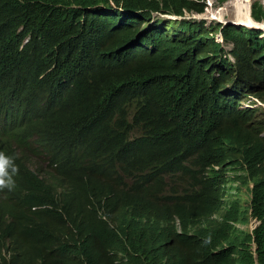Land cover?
I'll return each instance as SVG.
<instances>
[{"label": "trees", "instance_id": "16d2710c", "mask_svg": "<svg viewBox=\"0 0 264 264\" xmlns=\"http://www.w3.org/2000/svg\"><path fill=\"white\" fill-rule=\"evenodd\" d=\"M203 10L192 0H0V150L33 147L32 133L16 126L13 110L23 104L34 107L39 91L44 95L47 88L66 81L84 87L64 94L47 111L49 129L52 137L69 142L80 163L98 164L109 175L150 165L154 143L131 137L134 126L127 117L133 113L157 122L167 138L175 133L191 144L202 145L209 136L225 133L220 158L249 141L254 157L242 158L257 185L264 186V139L225 100L227 92L240 96L244 89L237 69L264 65V38L257 31L233 28L238 62L232 65L222 60L220 45L211 37L215 27L154 17ZM253 12L258 19L264 17L259 2ZM17 198L45 204L52 194L40 184L32 193H17ZM163 201L134 206L122 201L112 217L118 224L108 227L116 231L104 230L99 243L84 240L95 221L72 214L77 232L69 230L66 237L70 263L153 264L152 245L145 238L137 240L133 220L152 214ZM127 239L139 256H119L128 253ZM252 260L243 236L209 264ZM174 264L191 263L180 259Z\"/></svg>", "mask_w": 264, "mask_h": 264}, {"label": "clouds", "instance_id": "9594fccd", "mask_svg": "<svg viewBox=\"0 0 264 264\" xmlns=\"http://www.w3.org/2000/svg\"><path fill=\"white\" fill-rule=\"evenodd\" d=\"M192 1L204 6L203 12L185 11L181 16L155 13L154 17L215 27L211 37L220 45L222 60L232 65L238 62L233 28L257 31L264 38V17L258 19L253 12L255 2L263 9L264 2L251 0L250 16L263 27H250L234 21L233 5L228 7L227 21L200 19L209 5L205 0ZM236 77L242 78L244 89L240 96L230 97L227 92V105L246 116L247 124L256 127L264 139V121L259 119L264 113V65L239 68ZM83 87L59 81L44 95L39 91L34 107L23 104L13 110L14 123L32 133L34 145H16L10 153L0 150V264H71L66 237L69 230L76 231L72 214L95 221L85 230L84 240L99 243L104 230L116 231L114 226L108 227L118 224L112 217L122 201L134 206L159 199L164 201L152 214L133 220L137 240L145 238L152 245L153 264H174L180 259L209 264L213 256L243 236L253 256L251 264H262L264 186L257 185L242 158L244 154L254 157L249 141L238 145L232 155L220 158L225 133L209 136L202 145L191 144L175 133L167 138L157 122H146L130 113L127 120L134 126L131 137L151 139L155 159L145 168L130 166L118 175H109L98 164L77 161L67 140L51 136L47 111L64 94ZM4 100L6 103V97ZM40 184L50 188L51 202L38 204L17 198V193H32ZM11 217L15 224L9 222ZM33 235L40 240L34 241ZM126 246L128 253L120 252V257L139 256L128 239Z\"/></svg>", "mask_w": 264, "mask_h": 264}, {"label": "rangeland", "instance_id": "374dc122", "mask_svg": "<svg viewBox=\"0 0 264 264\" xmlns=\"http://www.w3.org/2000/svg\"><path fill=\"white\" fill-rule=\"evenodd\" d=\"M205 1L209 5V10H207L206 11L207 12L206 15L204 17H200V19L207 20V21L209 20L210 22H219L218 20H222V21L229 20V16H227V12L229 11L228 7L230 6V4L233 5V6L236 5V4L239 5V2L241 0H205ZM259 1L264 2V0H259ZM227 2H229V3H227ZM225 3H227V4H225ZM210 4H212L213 7H211ZM218 8H220V9H218ZM231 12H232V15H234L235 12H236V8L233 7ZM239 15L241 17H247L248 16V11L245 13V15L244 14H239ZM225 17H226V19H225ZM233 17L235 18V16H233ZM259 119L264 121V113L260 114ZM140 192H145V191H140ZM243 197L247 201V194L246 193L243 194Z\"/></svg>", "mask_w": 264, "mask_h": 264}, {"label": "bare ground", "instance_id": "6f19581e", "mask_svg": "<svg viewBox=\"0 0 264 264\" xmlns=\"http://www.w3.org/2000/svg\"><path fill=\"white\" fill-rule=\"evenodd\" d=\"M250 4H251V0H241L240 2H239V5L238 4H236V5H234L233 7H235L236 8V12H235V14L233 15V16H235V21L236 22H238V23H243V24H245V25H247V26H250V27H263V25L262 24H258V23H256L252 18H251V16H250V12H251V10H250ZM231 5V4H230ZM248 11V16L247 17H241L239 14H244L245 15V13ZM204 16V15H203ZM9 222L10 223H13V224H15L16 223V220L13 218V217H11L10 219H9ZM33 240L34 241H38V240H40L39 238H37L35 235H33ZM235 259V258H234ZM19 261H22V260H19Z\"/></svg>", "mask_w": 264, "mask_h": 264}]
</instances>
